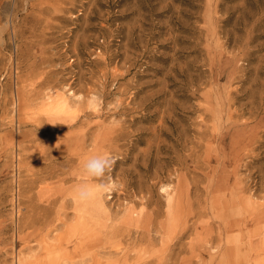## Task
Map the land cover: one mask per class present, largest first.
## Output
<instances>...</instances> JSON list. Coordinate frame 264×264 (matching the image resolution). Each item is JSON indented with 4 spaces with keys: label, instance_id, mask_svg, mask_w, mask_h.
I'll list each match as a JSON object with an SVG mask.
<instances>
[{
    "label": "rangeland",
    "instance_id": "374dc122",
    "mask_svg": "<svg viewBox=\"0 0 264 264\" xmlns=\"http://www.w3.org/2000/svg\"><path fill=\"white\" fill-rule=\"evenodd\" d=\"M53 260L264 264V0H0V264Z\"/></svg>",
    "mask_w": 264,
    "mask_h": 264
},
{
    "label": "clouds",
    "instance_id": "9594fccd",
    "mask_svg": "<svg viewBox=\"0 0 264 264\" xmlns=\"http://www.w3.org/2000/svg\"><path fill=\"white\" fill-rule=\"evenodd\" d=\"M88 106L91 111H99V99L89 97ZM50 124L55 126L60 123L56 121L50 122ZM114 164L115 160L110 154H96L85 159L81 165V170L86 180L73 186L70 198L81 204H87L102 198L109 188L110 177L108 174Z\"/></svg>",
    "mask_w": 264,
    "mask_h": 264
},
{
    "label": "bare ground",
    "instance_id": "6f19581e",
    "mask_svg": "<svg viewBox=\"0 0 264 264\" xmlns=\"http://www.w3.org/2000/svg\"><path fill=\"white\" fill-rule=\"evenodd\" d=\"M53 127H55V126H53ZM54 129H55V128H54ZM215 130H216V129H215ZM113 135H114V134H113ZM108 136H109V135H108ZM114 136H115V135H114ZM109 139H110V138H109ZM68 140H69V139H68ZM74 140L78 141L79 139L77 140V138H76V139H74ZM83 140H84V139H83ZM84 141H85V140H84ZM84 141H83V142H84ZM69 142H70V140H69ZM71 142H72V141H71ZM71 142H70V143H71ZM80 142H81V141H80ZM80 142H79V143H80ZM70 143L68 144V146L70 145ZM84 143H85V142H84ZM75 144H76V142H75ZM82 144H83V143H82ZM66 145H67V143H66ZM77 146L79 147V144H78ZM95 146H96V145H95ZM67 149H68V148H67ZM67 151H68V150H67ZM67 151H66V152H67ZM93 152H94V150H93ZM59 153H60V151H59ZM64 153H65V151H64ZM64 153L62 152V154H64ZM68 153H69V152H68ZM84 153H85V152H84ZM65 154H66V153H65ZM65 157H66V156H65ZM65 159H66V158H65ZM65 159H64V160H65ZM68 159H69V158H68ZM75 159H76V158H75ZM78 159H79V158H78ZM72 165H73V164H72ZM78 175H79V174H78ZM80 175H81V174H80ZM79 177H81V176H79ZM82 177H83V175H82ZM82 177H81V178H82ZM73 178H74V177H73ZM81 178H80V179H81ZM83 178H84V177H83ZM66 179H67V178H66ZM61 180H62V179H61ZM63 180H64V179H63ZM68 180H69V178H68ZM82 181H84V180L81 179L80 182H82ZM64 198H65V197H64ZM64 198H63V199H64ZM54 199H55V198H54ZM63 201H64V200H63ZM102 201H103V200L100 198V199H98V200L92 201L91 203H92V205H94V206H97V205H98V206H100L102 209H104V203H103L104 201H103V202H102ZM64 202H65V201H64ZM141 202H142V201H141ZM60 203H61V202H60ZM74 203H75V202H74ZM63 204H64V203H63ZM242 204H243V203H242ZM80 205H81V204H80ZM87 205H88V204H87ZM87 205H86V206H87ZM90 206H91V205H90ZM90 206H89V208H90ZM98 206H97V207H98ZM211 206H212V205H211ZM216 206H217V205H216ZM63 207H64V206H63ZM84 207H85V206H84ZM79 208H80V207H79ZM85 208H86V207H85ZM85 208H84V209H85ZM93 208H94V207H93ZM212 208H214V207L212 206ZM245 208H246V207H245ZM77 209H78V208H77ZM94 210H96V208H95ZM206 210H207V209H206ZM206 210H205V211H206ZM211 210H212V209H211ZM214 210H215V209H214ZM60 211H62V210H60ZM77 211H78V210H77ZM100 211H101V210H100ZM202 211H203V210H202ZM85 212H86V211H85ZM88 212H89V211H88ZM115 212H116V211H115ZM65 213H66V212H65ZM78 213H79V212H78ZM118 213H119V212H118ZM195 213H196V212H195ZM81 214H82V213H81ZM81 214H80V215H81ZM83 214H84V213H83ZM83 214H82V216H83ZM86 214H87V213H86ZM121 214H122V213H121ZM183 214H184V213H183ZM193 214H194V213H193ZM75 215H76V214H75ZM80 215H79V216H80ZM112 215H113V214H112ZM82 216H80V217H82ZM85 216H86V215H85ZM140 216H141V215H140ZM142 216H143V214H142ZM61 217H62V216H61ZM197 217H198V215H197ZM119 218H120V217H119ZM226 218H227V217H226ZM55 219H56V218H55ZM80 219H81V218H80ZM149 219H150V218H149ZM223 220H224V219H223ZM229 220H230V219H229ZM63 221H64V220H63ZM133 221H134V220H133ZM144 221H145V220H144ZM196 221H197V219H196ZM227 221H228V220H226V222H227ZM139 222H140V221H139ZM178 222H179V221H178ZM191 222H192V221H191ZM219 222H220V221H219ZM232 222H233V221H232ZM134 223H135V222H134ZM141 223H142V222H141ZM132 224H133V223H132ZM224 224H225V223H224ZM224 224H223V225H224ZM232 224H233V223H232ZM234 224H236V221L234 222ZM226 225H227V223H226ZM237 225H238V224H237ZM108 226H109V225H108ZM119 226H120V225H119ZM178 226H179V224H178ZM195 226H196V225H195ZM218 226H219V225H218ZM229 226H231V225H229ZM111 227H112V230H113L114 227H113V226H111ZM115 227H116V226H115ZM136 227H137V226H136ZM147 227H148V225H147ZM147 227H145V228H147ZM151 227H152V226H151ZM154 227H155V226H154ZM158 227H159V226H157V228H158ZM187 227H188V226H187ZM220 227H221V226H220ZM222 227H223V226H222ZM76 228H77V227H76ZM149 228H150V226H149ZM152 228H153V227H152ZM157 228H156V229H157ZM77 229H78V228H77ZM106 229H107V228H106ZM108 229H109V228H108ZM128 229H129V228H128ZM130 229H131V228H130ZM130 229H129V230H125V231H124V229H123V230H122L123 232L120 230V231L122 232V234H121V232L118 230V232L116 231V232L118 233L117 235H115V234H116L115 231L113 232V231L110 229V230H111L110 233L113 232V234H111V235H112L111 237L118 236V235H119V236L121 235L122 237L126 236L128 240H130L131 238H133V241L135 242V240H137L138 238H139V239H141V237H144V238H145V236H144V232H145L148 228H147L146 230L144 229L145 231L142 232L141 234H139L140 232H137L138 230H137V231L134 230L135 232H133V231H131ZM150 229H151V228H150ZM153 229H154V228H153ZM106 231H107V230H106ZM147 231H148V232H145V234H146V236H149L151 232H150L149 230H147ZM154 232H155V231H154ZM160 232H161V231H160ZM221 232H222V231H221ZM107 233H108V232H107ZM110 233H109V234H110ZM155 233H157V231H156ZM176 233H177V232H176ZM180 233H181V232H179V230H178L177 237H176V243H177L178 246H181V245H180V240H181V236H182V235H180ZM182 233H183V232H182ZM109 234H108V235H109ZM103 235H104V234H103ZM99 236H100V235H99ZM106 236H107V235H106ZM109 236H110V235H109ZM81 237H82V236H81ZM76 238H77V237H76ZM105 238H106V237H105ZM234 238H235V237H234ZM82 239H83V238H82ZM82 239L80 238V239H78V240H79L78 242L71 244V248H70V250H69V251H68V250H65V251H64V254H65V253L68 254V253H70V251H71V252L74 251L75 253H76V252H77V253L82 252V250L85 249V248H84V245H86V244L83 245V242H82L83 240H82ZM106 239H107V238H106ZM125 239H126V238H125ZM161 239H162V238H161ZM104 240H105V239H104ZM85 241H86V240H85ZM85 241H84V242H85ZM108 241H109V239H108ZM138 241H139V240H138ZM149 241H150V240H149ZM149 241H148V242H149ZM129 242H130V243H128V244H130V245H131V243H133V242H131V241H129ZM160 242H161V241H159V243H160ZM86 243H87V242H86ZM92 243H93V242H92ZM145 243H146V241H145ZM165 243H166V242H165ZM165 243L163 242V244H165ZM174 243H175V242H174ZM107 244H108V242H107ZM136 244H137V243H136ZM149 244H150V243H149ZM168 245H170V244H168ZM174 245H175V244H174ZM151 246H152V245H151ZM217 246H218V245H217ZM126 247H127V246H126ZM130 247H131V246H130ZM135 247H136V246H135ZM137 247H138V246H137ZM148 247H149V246H148ZM164 247H165V246H164ZM166 247H169V246H166ZM176 247H177V246H175V248H176ZM59 248H60V247H59ZM101 248H102V246H101ZM152 248H153V247H152ZM169 248H170V247H169ZM169 248H168V249H169ZM177 248H179V247H177ZM98 249H99V248H98ZM117 249H118V248H117ZM127 249H128V248H127ZM162 249H164V248H162ZM162 249H160L159 251H161ZM168 249H167V250H168ZM170 249H171V248H170ZM172 249H173V248H172ZM172 249H171V250H172ZM94 250H95V249H94ZM139 250H140V249H139ZM174 250H175V249H174ZM174 250H173V251H174ZM177 250H178V249H177ZM179 250H180V249H179ZM103 251H104V250H103ZM169 251H170V250H169ZM180 251H181V250H180ZM180 251H179V252H180ZM118 252H119V251H118ZM124 252H125V251H124ZM129 252H131V251H129ZM162 252H163V251H162ZM164 252H167V253H164V254L162 253V254H163V257H162L161 260H163L164 258L167 259V258H170V256H173V255H169L170 252H168V251H164ZM56 253H57V252H56ZM88 253H90V252H88ZM93 253H94V252H93ZM220 253H221V252H220ZM53 254H54V253H53ZM64 254H63V255H64ZM100 254H101V253H100ZM124 254H125V253H124ZM171 254H172V253H171ZM63 255H62V256H63ZM71 255H72V254H71ZM101 255H102V254H101ZM168 255H169V256H168ZM236 255H237V254H236ZM54 256L57 257L56 254H54ZM95 256H96V255H95ZM104 256H105V255H104ZM107 256H108V255H107ZM114 256H115V255H114ZM117 256H119V255L117 254ZM117 256H116V257H117ZM222 256H223V255H222ZM129 257H130V256H129ZM137 257H138V256H137ZM160 257H161V256H160ZM173 257H174V256H173ZM58 258H59V257H58ZM58 258H57V259H58ZM102 258H103V257H102ZM102 258H101V259H102ZM107 258H108V257H107ZM110 258H111V257H110ZM113 258H114V257H113ZM144 258H145V257H144ZM144 258H142V259H144ZM222 258H224V257H222ZM108 259H109V258H108ZM111 259H112V258H111ZM119 259H120V258H119ZM126 259H127V258H126ZM159 259H160V258H159ZM105 260H107V259H105ZM223 260L225 261V259H222V260H221V263H222ZM226 260H227V259H226ZM61 261H63V259H62ZM61 261H60V262H61ZM163 261L166 262V260H163ZM210 261H211V260H210ZM53 262H55V261L53 260ZM144 262H145V261H144ZM226 262H227V261H226ZM232 262H233V261H232ZM58 263H59V261H58ZM58 263H57V264H58ZM103 263H104V262H103ZM141 263H142V262H141ZM221 263H220V264H221ZM53 264H54V263H53ZM55 264H56V262H55ZM97 264H98V263H97ZM100 264H102V263H100ZM145 264H146V263H145ZM157 264H158V263H157ZM161 264H165V263H161ZM190 264H191V263H190ZM215 264H216V263H215Z\"/></svg>",
    "mask_w": 264,
    "mask_h": 264
}]
</instances>
